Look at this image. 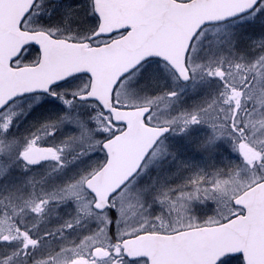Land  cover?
Returning a JSON list of instances; mask_svg holds the SVG:
<instances>
[{"label": "snow or ice", "instance_id": "6c2138e0", "mask_svg": "<svg viewBox=\"0 0 264 264\" xmlns=\"http://www.w3.org/2000/svg\"><path fill=\"white\" fill-rule=\"evenodd\" d=\"M0 264H264V0H0Z\"/></svg>", "mask_w": 264, "mask_h": 264}]
</instances>
